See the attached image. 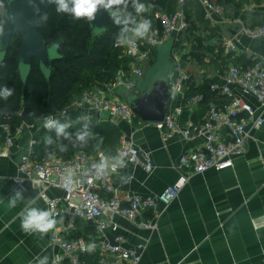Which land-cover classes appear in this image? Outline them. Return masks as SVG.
I'll return each mask as SVG.
<instances>
[{
	"label": "crops",
	"instance_id": "1",
	"mask_svg": "<svg viewBox=\"0 0 264 264\" xmlns=\"http://www.w3.org/2000/svg\"><path fill=\"white\" fill-rule=\"evenodd\" d=\"M196 1V7H199L205 17L201 5L198 0ZM196 1L186 0L182 4L181 0H168L164 11L156 10L148 4L151 7L141 15L152 21L153 29L160 30L159 14L165 12L172 14L183 8L189 21V30L190 17L195 15L192 8L196 5ZM221 2L223 4L213 2L217 6L222 5L220 6L223 9L222 13L215 17L219 23L214 24L205 18L218 33L215 40L203 45L206 57L192 58L182 51L180 54L183 68L190 76V82L197 88H203V91L207 90V96L214 101L216 97L213 96L210 87L214 83L222 85V78L228 66L246 69L264 59V37L250 38L243 32L245 29H253L264 24V0H245L243 3L238 0H221ZM156 23H159V27H154ZM223 24L229 27L242 26V30L229 40L236 47L235 50L229 47V54L225 53L222 45L223 39H226L221 28ZM185 32L180 36L178 44H174V48L176 46L179 49ZM218 65L220 69L216 70ZM233 90L237 96L256 109L257 115L262 114L264 117V108H261L260 102L254 96L244 94L238 86ZM206 112L207 104L186 106L183 115L178 119V126L185 129L191 121L200 123ZM103 115L99 114L97 117L96 114L91 123L82 124L115 127L114 129L121 133L120 140L126 137L142 152L150 153L155 166L150 172L140 165H128L124 168L115 177L120 196L127 192L142 197L158 196L184 174L179 168L180 158L198 149L204 142L202 138L186 140L176 136L166 145L159 130L153 125H145L138 120L128 124L121 118L107 114L103 118ZM41 130L27 131L16 139L9 155L0 157V201H2L0 202V264H37L36 258L44 256L48 257V264H53V259L63 254L58 246L50 245V239L57 232L58 224L55 229L41 237L38 233H23L18 218V214L27 206L29 200L35 199V204L32 206L47 209L48 198L63 196L61 189L46 187L44 188L46 197H42L41 188L31 181H25L22 186L16 182L21 157L28 153L30 139L33 135L37 139ZM45 143L46 135L38 140V149L36 148L38 160L48 158L50 151ZM102 143L87 152L95 153L103 150L109 158H114L116 147ZM51 154L58 155L56 150ZM126 177H131L128 184L123 183ZM14 188L24 189V199L18 202L16 208L9 209L7 201L13 195ZM162 207V204L158 203V209ZM154 214V211H149L143 218L150 220ZM118 223L121 227L119 231L108 230L100 233L93 222L79 219L75 222L74 228L65 234L69 239L95 243V251L81 256L82 261H90L92 264H97V257L100 254L99 245L103 241L114 243L118 235L126 238L125 247L128 248L140 242L147 243L140 264H264V123L259 129L251 130L248 150L244 155L234 159L232 168L190 176L179 197L157 219L156 230L138 228L122 217L118 219ZM65 263L70 264L68 257H65Z\"/></svg>",
	"mask_w": 264,
	"mask_h": 264
},
{
	"label": "built area",
	"instance_id": "2",
	"mask_svg": "<svg viewBox=\"0 0 264 264\" xmlns=\"http://www.w3.org/2000/svg\"><path fill=\"white\" fill-rule=\"evenodd\" d=\"M185 2L186 0H181L182 4ZM198 2L206 19L214 24L219 23L215 17L220 16L223 9L211 0ZM158 18L161 29L156 30L155 37L138 40L130 48L115 44V48H120L128 59V64L126 68L121 67L116 72L113 80L84 91L79 98L69 100L56 112L35 122L22 120L14 125L7 120L1 123L0 157L9 155L16 139L27 131L45 129L43 121L46 118L77 125L91 123L99 113L133 124L137 116L125 103L122 93L140 94L138 84L144 78L147 66L156 60V47L170 40L177 45L182 33L190 26L183 8L172 14L161 13ZM243 32L250 38H263L264 24L245 29ZM222 45L226 54H229V47L231 50L236 49L235 44L227 39H223ZM175 50L176 46L173 49L174 68L170 78L171 98L165 118L160 122H140L155 126L166 145L176 136L186 140L202 138L204 142L198 149L180 158L179 168L184 174L158 196L142 197L132 192L119 195L115 177L124 168L128 165H140L150 172L155 167L151 154L142 152L126 137L121 138L114 158H109L103 150L95 153L80 150L70 158L51 155L44 160L36 159V136L33 135L30 139L28 153L22 156L18 167L16 182L22 186L25 181H31L41 188L42 197H46V187L63 191L62 197L48 198L46 202L47 208L54 205L56 219L62 220V223H58L57 232L50 239V245L58 246L63 252L53 259L55 264H66L65 257L70 259V264H92L90 261L81 260V256L88 253L86 246L90 243L81 239H69L65 234L74 228L79 219L93 222L100 233L108 230L119 231L120 217L138 228L156 230L157 219L179 197L190 176L232 168L234 159L247 152L251 130L259 129L263 125V115H257L256 109L237 96L233 89L238 86L244 94L254 96L260 102L261 108H264V59L246 69L228 66L222 78V85L214 83L210 87L216 97L214 101L205 93L191 96L186 94L190 88V76L183 68L182 57ZM202 104H207V112L202 122L191 121L185 129H181L178 119L183 115L184 107ZM19 116H22V113H19ZM102 157L106 158L108 167L100 173L96 166ZM118 160L123 163H118ZM130 180L131 177H126L123 183L128 184ZM158 203L162 204L161 209H158ZM149 211H154L155 214L150 220H145L143 216ZM125 243L126 238L123 235H118L114 243L103 241L99 245L97 264H140L147 243L140 242L132 248L125 247Z\"/></svg>",
	"mask_w": 264,
	"mask_h": 264
},
{
	"label": "trees",
	"instance_id": "3",
	"mask_svg": "<svg viewBox=\"0 0 264 264\" xmlns=\"http://www.w3.org/2000/svg\"><path fill=\"white\" fill-rule=\"evenodd\" d=\"M5 0V4L7 5ZM146 5L151 4L156 10L164 11L168 0H142ZM129 11L135 16V12L129 4ZM48 19L39 22V32L45 38L48 45L60 44L62 58L54 62V72L52 78L47 80L39 68V63L33 60L32 71L28 81L24 84L18 73L17 56L21 46V37L15 36L8 50L7 56L0 64V88L7 86L14 89V93L7 101L0 99V124L10 120L14 125L22 120L35 122L51 113L56 112L59 107L69 100L67 96L77 83L90 79L89 71L97 70L96 77L102 81V76H107L109 82L114 79L116 72L121 67H127L128 59L117 61L116 54L122 52L120 48H115L114 40L120 31V26L110 19L108 22V32L99 38H94L89 22L85 20H74L66 14H57L55 5L47 12ZM139 19V17H137ZM116 67V70L109 74L108 67ZM105 68V72H100ZM108 68V69H107ZM109 74V75H108ZM89 83H87L88 85ZM100 84V83H99ZM199 93L208 94L207 90L197 88L190 82V88L186 91L187 95ZM79 97V96H78ZM71 100V99H70ZM22 113V116H19ZM33 113L34 115H30ZM93 125L79 124L67 129L68 136L57 137L54 130L42 129L37 139L46 135L45 143L51 152L56 150V154H62L66 158L72 157L77 151L93 149L91 142L102 141L110 144L111 137L116 135V130L110 126H103L102 132L91 137ZM96 130V129H94ZM87 131L90 135L85 141L77 139V134ZM87 144V145H86ZM42 146V144H41ZM38 149V145L36 147ZM81 148V149H80Z\"/></svg>",
	"mask_w": 264,
	"mask_h": 264
},
{
	"label": "water",
	"instance_id": "4",
	"mask_svg": "<svg viewBox=\"0 0 264 264\" xmlns=\"http://www.w3.org/2000/svg\"><path fill=\"white\" fill-rule=\"evenodd\" d=\"M52 6L54 4L45 2L40 5V11L47 13ZM8 11L16 14V22L13 24L7 22V17L3 18L6 23L5 34L0 38V64L4 62L13 38L20 36L21 46L18 51L17 63L22 82L26 84L28 81L33 60L38 61L41 72L47 80H50L54 72V62L62 58L60 44L56 43L58 48H52V45H48L39 32L40 21L38 22V18L33 15L32 8L29 7L27 0H11ZM109 20L107 13L101 11L94 22H89L94 38L102 37L108 32ZM221 28L228 40H231L242 30V26L229 27L226 24H223ZM166 44H169V48L162 50ZM173 49L174 42L172 40L158 45L156 47V63L147 66L146 75L138 84L140 94L122 93L125 103L143 122H160L165 118L166 108L171 98L170 78L174 66ZM97 117H99V113Z\"/></svg>",
	"mask_w": 264,
	"mask_h": 264
},
{
	"label": "clouds",
	"instance_id": "5",
	"mask_svg": "<svg viewBox=\"0 0 264 264\" xmlns=\"http://www.w3.org/2000/svg\"><path fill=\"white\" fill-rule=\"evenodd\" d=\"M29 7L32 8L33 15L38 18L39 21H46L48 19L47 13L40 11V5L47 2L48 4L55 5V11L57 14H66L72 17L74 20H85L87 22H94L97 19L98 13L101 11L107 13L108 17L116 25L120 26V31L117 34L114 43L121 47H132L138 40L155 37L157 31L153 29L152 21L145 18L143 13L147 12L150 5H146L142 0H27ZM11 4V0H8V5ZM129 4L135 12V16L129 11ZM8 5L5 4V0H0V38L5 34V23L3 19L7 17V22L15 24L16 14L8 11ZM139 17V19L137 18ZM52 48H58L57 44H53ZM14 93V89L4 86L0 88V99L8 100ZM30 115H34L30 113ZM91 119V117H89ZM43 127L48 130H54L57 137L68 136L67 129L71 127L69 123H62L54 118H46L43 121ZM90 134L87 131L77 134V139L85 141L86 137ZM48 139L46 143H50ZM118 163H123L122 160H118ZM108 167L106 158H101L99 164H97V171L102 173ZM115 170V165L113 166ZM13 195L8 198L7 207L13 209L17 207L18 202L24 199L22 188H14ZM2 202V201H0ZM35 199L29 200L27 206L18 214L20 219V229L25 234H40L41 237L56 228L58 223H62V220L56 219V213L54 212V205H50L47 209H41L35 206ZM95 243H90L86 246V251L89 253L95 251ZM37 264H48V257H37ZM53 264L55 262L53 261Z\"/></svg>",
	"mask_w": 264,
	"mask_h": 264
},
{
	"label": "rangeland",
	"instance_id": "6",
	"mask_svg": "<svg viewBox=\"0 0 264 264\" xmlns=\"http://www.w3.org/2000/svg\"><path fill=\"white\" fill-rule=\"evenodd\" d=\"M243 1H245V0H240V1L238 0V2H240V3L241 2L243 3ZM213 2H218L220 4H223L221 2V0H213ZM196 6H197V1H196V5L194 7H196ZM220 6H222V5H220ZM194 7L192 8V10L195 13V15L190 17L191 18V28L183 34L184 36L181 38V42H180L179 47H178L179 49L175 50V52L178 54H181V51H182V53L184 52L186 54H189V56H192V58H194V57L202 58V56L205 58L206 57V50H204V48H202L203 45L209 41L215 40L218 33L215 31L214 26H212L210 23H208L205 20V17L203 15L202 11L199 9V7H196V9ZM226 10H228V8ZM154 27H159V23H156L154 25ZM168 48H169V44H166L162 50H167ZM116 56H117L116 62H118V61L123 62L125 59V55L122 52L117 53ZM156 61H157V55H156V60L154 63H156ZM214 63L217 64L218 62L214 61ZM116 67L117 66L108 67L109 69L108 68L107 69L109 70L108 72H110L109 74H112L116 70ZM173 68H174V66H173ZM218 69H220L219 65L217 66L216 70H218ZM100 72H105V68L101 69ZM146 72H147V69L145 71V75H146ZM97 73H98L97 70L89 71L90 79L87 80L86 75H85L84 80L77 83V85L72 89V91L67 96L66 100L67 99L70 100V99H73L75 97H78L81 94H83L84 91L91 89L92 87L98 85L99 83L101 84L104 81H107V79H108L107 76H102L104 78V80L102 81L100 78L96 77ZM105 78H107V79H105ZM87 83H89V84L87 85ZM105 116L106 115L104 114L102 117L104 118ZM136 118L137 119H135V121L136 120L141 121V119H139L138 117H136ZM102 127L103 126H93V128H92L93 132L91 134V137H93V139L95 138V135L102 132V129H101ZM112 128L114 129L115 127H112ZM94 129H96V130H94ZM116 131H117L116 135H113L110 138L111 139V143L109 144L110 147H112V146L117 147V145L119 144L118 142L120 140L121 133L119 130H116ZM100 143H102V142L96 141V143L91 142L88 144H93L94 148H96V147L101 145ZM89 149H91V148H89ZM81 150H85V149H81Z\"/></svg>",
	"mask_w": 264,
	"mask_h": 264
}]
</instances>
